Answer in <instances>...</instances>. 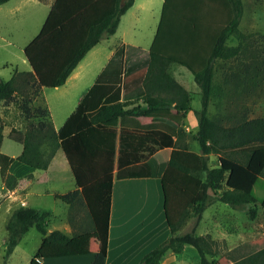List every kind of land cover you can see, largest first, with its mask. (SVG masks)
Instances as JSON below:
<instances>
[{
    "label": "trees",
    "instance_id": "obj_1",
    "mask_svg": "<svg viewBox=\"0 0 264 264\" xmlns=\"http://www.w3.org/2000/svg\"><path fill=\"white\" fill-rule=\"evenodd\" d=\"M7 1L0 0V5ZM134 1L121 5V0H54L40 31L25 47L32 69L14 68L10 79H0V100L8 104L20 96L27 121L24 130L13 126L9 132L23 147L15 157L2 150L5 124L0 120V175L6 188L12 190L19 183V177L10 171L15 160L46 170L59 149L77 185L55 194L68 205L66 220L71 232L49 229L50 210L23 204L13 210L6 223L3 264L33 226L43 237L29 264L67 256L72 240L80 242L93 232L98 235L99 248L88 264H106L115 177L161 179L169 234L138 264H161L167 252L181 253L187 245L198 251L196 264H264V236L223 252L219 240L196 231L212 201L234 207L251 205L252 219L259 206L264 209V198L260 200L254 193L256 182L264 177V115L251 117L246 107L232 109L229 105L232 97L257 94L264 82V60L259 49L252 48L253 34L240 27L243 0H164L153 44L146 50V72L142 71L139 80L142 93L132 84L133 68L138 67L132 51L143 49L129 44L114 51L58 130L49 109L33 105L43 87L64 84L86 53L105 34L116 32L121 16ZM235 40L236 44L229 43ZM232 60L238 63L225 69ZM173 63L188 67L200 87L201 108L194 110L198 129L189 134L199 151L180 141L184 118L193 106L189 91L170 72ZM219 67L223 72L218 77ZM154 68L167 79L165 101L152 98L148 91ZM139 96L146 99L148 108H163L150 112L152 116L166 118L155 122L159 129L155 155L124 154V129L118 134L106 123L119 119L123 126L128 115L148 114L149 109L129 108ZM213 101L217 111L211 113ZM213 155L216 160L211 163ZM190 220L195 222L192 229L183 231Z\"/></svg>",
    "mask_w": 264,
    "mask_h": 264
},
{
    "label": "crops",
    "instance_id": "obj_2",
    "mask_svg": "<svg viewBox=\"0 0 264 264\" xmlns=\"http://www.w3.org/2000/svg\"><path fill=\"white\" fill-rule=\"evenodd\" d=\"M10 1V0H9ZM9 1L5 2L8 3ZM24 4L30 3L32 6L37 7L39 4L45 6V19L49 14L54 0H21ZM3 3V4H5ZM153 0H142L138 2L135 0L133 5L121 16L118 28L115 33L110 35H104L100 41L95 44L81 59L78 65L74 68L71 74L68 76L66 82L60 86L53 87L55 92L63 93V98H60V104L56 108V112L61 111V106H64V118L63 122L59 125L55 122V111L49 103L47 98L48 87H43L41 93L36 96L33 100V105H42L49 109L50 118L52 119L55 128L58 130L70 114L75 110L77 105L80 103L81 99L88 91V89L94 84L97 76L103 70L104 66L113 55L114 51L121 45L127 46L129 44L136 47H140L143 50H134L132 51V61L137 63L138 67L133 68L132 71V84H134V90H140V76L142 71L146 69V64L144 65L146 58L148 56V50L154 41L159 23L161 21L163 3L160 8L158 22L154 30V36L148 48L143 46L140 42H132L125 38V32L123 35H119L120 28L123 22H126L130 16H136L137 20L140 19V13L143 11L152 10ZM2 5V4H1ZM122 5V4H121ZM44 19V21H45ZM44 23V22H43ZM130 24V23H126ZM43 25V24H42ZM42 27V26H41ZM113 38H116L113 40ZM103 42H107L105 46L102 47ZM26 47V46H25ZM106 48V51H105ZM98 57H102V61L97 71L94 72L89 78L84 77L87 72L80 71V64L89 54H92ZM102 55V56H101ZM31 65V64H30ZM32 69V66L29 70ZM26 70V71H29ZM153 73L148 80V91L152 98L159 97L163 101L167 99V79L161 76V71L152 69ZM146 72V71H143ZM170 72L172 75L189 91L191 97V104L193 106L192 110L187 112L184 120V133L180 137L182 144H189L191 149L199 151V146L195 140L190 137V133H194L198 129V120L195 114V109L201 108V91L200 87L194 79L192 71L181 64L173 63L170 67ZM145 73H143V76ZM86 81V84H83ZM162 85V88H160ZM75 94L73 102L69 103L68 106L64 104L67 95L70 97V94ZM138 93H142L139 91ZM195 95H197V103L195 102ZM21 100L20 96H17L15 101ZM70 99V98H69ZM12 101L8 104L5 102L6 112L11 114L12 107L15 103ZM3 102V100H2ZM139 107L138 109H149L148 114L145 115H136L131 114L126 116L123 121V126L119 119L106 122L111 127H114L119 134L121 129H124L125 143L123 152L127 155H144L150 152L153 155L156 154V142L155 135L159 132L155 122L164 121L166 118H156L150 114L153 111H162V107H157L150 109L146 99L143 96L139 98H134L129 108ZM20 111L19 125L16 127L20 129H25L27 121L23 115L22 109ZM12 126L9 128V132ZM6 127V125H5ZM5 129V128H4ZM8 132V133H9ZM174 139H177L174 136ZM23 147L21 146V151ZM60 150H57L55 156L53 157L50 166L46 169L50 170L51 166L54 164L56 156L60 154ZM21 151L17 154H10L12 156H18ZM63 152V151H62ZM64 154V153H63ZM65 157V155H64ZM154 157V156H153ZM66 158V157H65ZM126 161L127 158H126ZM67 162V159H66ZM68 164V162H67ZM68 167L71 171V168L68 164ZM36 169L34 166L15 160L10 167V171L19 177V188L25 190L24 196L30 193V188L32 185V180L28 178V175H34L35 180H38L36 176ZM72 174L73 180V189L77 187L76 180ZM264 178V177H260ZM34 180V181H35ZM258 182V181H257ZM256 182V184H257ZM255 184V185H256ZM255 187V186H254ZM71 191V190H70ZM40 193V192H39ZM43 192H41L42 194ZM56 193L63 192H53ZM258 198V197H257ZM259 199V198H258ZM261 200V199H260ZM219 202L221 201H212L210 205L214 208L207 217V232L204 234H211L213 238L219 240L222 243L223 252L230 250L231 248L243 243L246 240L251 238L239 240L238 235H242L246 232H249L250 224L247 226L244 224V216L248 215L249 219L252 218L249 215V210L251 205H241V206H231L226 205L221 207ZM224 203V202H223ZM30 205L29 202L25 199L20 202L19 205ZM227 204V203H226ZM18 205V206H19ZM17 206V207H18ZM208 206V207H209ZM247 206V211L245 210ZM207 207V208H208ZM41 209V208H38ZM45 210V209H41ZM47 210V209H46ZM206 211V210H205ZM68 212V210H67ZM205 213V212H204ZM204 213L202 219L196 226V231L198 232L199 227L203 224ZM67 216V213H66ZM64 218V226H50L49 229L59 228L65 231L71 232V226ZM242 221V222H241ZM194 221H189L183 228L184 231L192 229ZM248 228V229H247ZM169 234V227L167 226V221L164 211V194L161 179L158 177H125V178H114L113 181V190H112V203H111V216H110V228H109V240H108V254L106 264H138L143 257V255L148 252L150 249L155 247L157 244L162 242L167 238ZM201 234V233H199ZM99 248V247H98ZM186 248V247H185ZM96 253V251L93 253ZM169 255H173V252ZM51 258V257H48ZM47 258L43 259V262L46 263ZM166 262V261H165ZM164 262V263H165ZM162 264V262H161Z\"/></svg>",
    "mask_w": 264,
    "mask_h": 264
},
{
    "label": "rangeland",
    "instance_id": "obj_3",
    "mask_svg": "<svg viewBox=\"0 0 264 264\" xmlns=\"http://www.w3.org/2000/svg\"><path fill=\"white\" fill-rule=\"evenodd\" d=\"M142 0H138L140 2ZM244 13L241 19V29L245 32L252 33L253 45L252 48L259 49L260 56L264 60V0H243ZM163 0H153L152 10L143 11L140 13V19L136 16L128 18L123 22L119 35L125 32V38L132 42H140L148 48L154 36L159 12ZM45 19V6L39 4L37 7L32 4H24L21 0H10L8 3L0 5V79L8 80L11 78L14 68L20 71L29 70L31 65L25 54V46L38 34ZM126 23H130L129 25ZM116 38H113V40ZM231 44H236L237 41H230ZM107 42H103L102 47ZM106 51V48H105ZM102 56V55H101ZM250 61V57L246 59ZM102 57H96L89 54L80 64V71H85L87 74L84 77L89 78L98 70ZM237 60L229 61L225 69L230 65L237 64ZM237 67V66H235ZM223 70L219 67L218 77ZM86 84V81L83 83ZM47 98L49 103L56 112L58 104L63 98V93L55 92L53 88H47ZM64 104L66 106L73 102L75 94L67 95ZM197 95L195 102L197 103ZM239 96L232 97L229 100L230 108L236 107L248 109L251 117L264 115V82L262 88L257 94L248 97ZM70 98V99H69ZM61 111L55 114V122L57 125L63 122L64 106H61ZM20 100L15 101L11 114L7 113L4 101L0 100V120L6 125L4 129V140L2 150L8 154H17L21 151L22 144L13 140L9 136V128L19 125ZM210 111L216 112L217 107L213 101L210 105ZM189 145V144H188ZM216 157H211V163L215 162ZM35 180L34 175H28L32 180L30 193L24 196L25 190L19 188V183L14 189H7L0 175V264H3L5 239L8 231L6 223L14 209L22 202L27 200L29 204L36 208L47 209L52 211V217L49 221L51 226H64V218L66 216L68 205L59 198H56L53 192H68L73 188L72 174L66 162V158L62 150L56 156L54 164L50 170H37ZM35 180V181H34ZM40 192V193H39ZM41 192H43L41 194ZM254 193L259 199L264 198V178H259L254 187ZM221 207H225L226 203L219 202ZM213 206L210 205L205 213L203 224L199 227L198 233L204 234L207 232V217L210 216ZM247 211V206L246 209ZM244 224H250L249 232L239 236V240L246 238H258L264 236V209L259 206L256 218L249 219L247 213L244 216ZM191 222L194 220H190ZM242 222V221H241ZM184 231V229H183ZM69 232V231H66ZM43 234L35 227H31L26 232L13 253L8 258L7 264H29L30 259L40 245ZM99 238L97 233H89L82 238V241L72 240L68 246L69 254L61 257L47 258V264H88L93 259V253L98 250ZM167 252L162 260V264H196L199 261V254L195 247L187 245L181 253ZM166 261V262H165ZM165 262V263H164Z\"/></svg>",
    "mask_w": 264,
    "mask_h": 264
},
{
    "label": "water",
    "instance_id": "obj_4",
    "mask_svg": "<svg viewBox=\"0 0 264 264\" xmlns=\"http://www.w3.org/2000/svg\"><path fill=\"white\" fill-rule=\"evenodd\" d=\"M126 2V0H121V4L123 5Z\"/></svg>",
    "mask_w": 264,
    "mask_h": 264
}]
</instances>
